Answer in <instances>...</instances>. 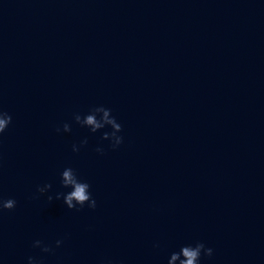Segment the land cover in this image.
<instances>
[{"label": "water", "instance_id": "water-1", "mask_svg": "<svg viewBox=\"0 0 264 264\" xmlns=\"http://www.w3.org/2000/svg\"><path fill=\"white\" fill-rule=\"evenodd\" d=\"M99 105L116 150L110 127L73 121ZM0 108V195L17 201L0 264H167L195 241L214 250L201 264H264V0H0ZM67 166L95 210L55 199Z\"/></svg>", "mask_w": 264, "mask_h": 264}, {"label": "clouds", "instance_id": "clouds-1", "mask_svg": "<svg viewBox=\"0 0 264 264\" xmlns=\"http://www.w3.org/2000/svg\"><path fill=\"white\" fill-rule=\"evenodd\" d=\"M73 121L80 127H87L91 133L95 134L98 131L110 127L111 131H105L102 133L100 139L109 141L112 150H116L124 142V137L120 135L123 131L121 123L117 118L112 115V110L106 108L103 105L94 106L88 110L87 113L81 114L79 112L73 114ZM12 123V116L0 108V137L3 136L9 125ZM55 131L60 133H68L72 131V127L69 123L65 122L62 126H57ZM88 144L87 138L83 139L79 146L77 144L72 145V151L78 153L82 147ZM95 151L100 154H105V149L101 146H97ZM60 187L64 189H70V191L63 192L58 191L55 193L56 200H63V204L69 210L80 211L85 205L89 209L95 210L97 207V201L92 196L90 191V184L81 179L77 171L71 166L65 167L60 173ZM53 188V184L50 182L44 183L41 186H37L36 192L38 196L33 197L39 199L49 193ZM53 196L47 195V201L52 202ZM17 201L14 198H3L0 195V214L4 211H12L15 209ZM63 244L62 239L55 241V247L59 248ZM33 248H39L43 253L54 254V248L51 244L45 243L43 240H35L32 243ZM154 247H159L158 244ZM213 249L207 247L202 241H195L186 245H182L179 251H173L170 254V258L167 264H201L202 257L211 258L213 256ZM27 264H43V261L35 256H29L27 258ZM101 264H113L111 260H103Z\"/></svg>", "mask_w": 264, "mask_h": 264}]
</instances>
